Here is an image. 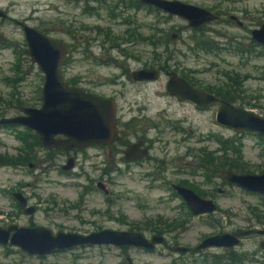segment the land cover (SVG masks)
<instances>
[{
	"label": "rangeland",
	"instance_id": "374dc122",
	"mask_svg": "<svg viewBox=\"0 0 264 264\" xmlns=\"http://www.w3.org/2000/svg\"><path fill=\"white\" fill-rule=\"evenodd\" d=\"M179 1L215 12L218 18L191 28L186 19L160 10L130 8L133 0H0V10L7 15L0 18V119L17 115V106L41 105L43 74L26 55L21 28L26 23L70 44L61 68L66 81L97 88L114 97L116 104L130 101L146 108L157 124L151 134L159 137L171 160L161 173L152 164L122 162L108 146L62 154L39 144L33 147L28 162L8 163L2 155L15 158L22 154L25 144L18 136L27 137L30 129L1 125L0 227L38 225L53 233L110 228L149 237L151 227L155 223L161 227L159 223L165 221L174 226L163 234L165 242L194 246L214 233L264 226V222L258 223L264 216L263 196L223 184L218 171L213 173V167L199 162L201 150L220 156L217 139H231L242 145L240 162L245 172H264V136L235 133L217 125V105L202 111L191 102L167 96L164 74L142 85L119 77L125 69L141 68L159 56L164 69L205 87L220 88L230 80L239 81L244 101L249 103L236 105L264 116V46L250 40L251 30L264 23V0ZM195 41L217 49L200 50ZM159 119L181 129L176 131ZM69 157L74 167L62 170ZM181 181L201 197L211 198L216 210L192 215L171 186ZM99 182L109 190L107 196L97 188ZM14 192L25 197L26 207H33V213L22 211ZM263 238L257 234L244 237L229 250L245 253L246 264H263L264 250L259 245ZM229 250L210 248L196 255L171 253L164 245H156L152 251L93 245L38 255L0 243V264H128L126 255L134 264H204L212 253Z\"/></svg>",
	"mask_w": 264,
	"mask_h": 264
},
{
	"label": "water",
	"instance_id": "95a60500",
	"mask_svg": "<svg viewBox=\"0 0 264 264\" xmlns=\"http://www.w3.org/2000/svg\"><path fill=\"white\" fill-rule=\"evenodd\" d=\"M139 1L166 14L186 19L191 28L218 18L208 9L179 0ZM6 16V13L0 10V18H6ZM21 28L26 44V55L43 74L41 105L39 107L17 106L18 114L1 118L0 126L17 124L34 131L39 144L48 150L70 151L91 145L109 144L115 129L114 101L85 91L78 86H70L65 80L61 68L70 52L67 42L53 38L26 23H21ZM251 35L257 44L264 45V23L259 28H253ZM166 75L168 79L165 91L168 95L191 101L198 110L202 111L217 105L215 112L217 125L231 129L235 133L249 131L264 136V116L193 86L175 71H167ZM131 76L135 81H155L160 76V70L143 67L134 70ZM143 151L144 153L138 154L137 146L129 145L125 151L126 158L144 157L147 151L145 149ZM73 166V159L68 158L61 169L68 171ZM218 175L227 185H234L245 191L264 196V172L248 173L221 169ZM97 187L107 193L102 183H99ZM173 188L192 215L208 214L216 210V204L212 199L201 197L192 189L179 184H173ZM13 197L23 212L33 213L34 208L26 207V199L20 192H14ZM252 234L264 235V226L214 233L205 236L192 247L168 244L166 248L175 254H185L189 251L198 254L209 248L231 249L236 247L242 238ZM0 243L18 246L28 254L45 255L55 250L93 245L134 247L152 251L156 245L165 243V237L159 234L146 237L138 231L110 228H103L88 234L62 230L53 233L44 226L27 227L10 224L0 227ZM259 245L264 250V239ZM125 258L128 264H134L129 255Z\"/></svg>",
	"mask_w": 264,
	"mask_h": 264
},
{
	"label": "flooded vegetation",
	"instance_id": "af4514ba",
	"mask_svg": "<svg viewBox=\"0 0 264 264\" xmlns=\"http://www.w3.org/2000/svg\"><path fill=\"white\" fill-rule=\"evenodd\" d=\"M198 27H201V25L198 26ZM198 27H196V28H198ZM250 40H253L252 35H251ZM68 45H69V47H71L70 44H68ZM261 46H264V45H261ZM143 67H146V68H158L160 70V74H164L166 77H167L166 72L167 71H171L170 69H164V68H161V67H158V66H151V64H147L146 66H143ZM143 67H141V68H143ZM138 69H140V68H138ZM138 69H134V70H138ZM134 70L125 69L123 72H121L119 77L122 78V79H125L130 84H135V85H137V84H141V85L142 84H149V83L153 82V81H146V80H144V81H135V80H133L132 76H131V73ZM172 71H174V70H172ZM178 75L182 76L179 73H178ZM167 79H168V77H167ZM167 79H166V81H167ZM186 80H188V79H186ZM70 86H78V87L84 89L85 91L94 93V94H96V95H98L100 97H103V98L112 99L114 101V106H115V129H114V135H113L112 140L110 141L109 144H97V145H91V146H108V147H111L112 149L116 150V152L120 155V160L122 162H125V163L129 164V165L130 164L142 165L144 163H147V164H150V165L152 164V165H154L156 170H158V171L161 170V173L168 169L167 166L171 163V160H169L166 157L165 150H162V148H161V146L159 144V142H160L159 141V137H154L151 134L152 130H155L157 128V124L153 120V116H151V115H149L147 113V109L146 108L137 107V104L132 103L130 101H123L122 104H116L115 98L112 97L111 95H107L106 96L105 94H103L104 92L98 90L97 88L85 87V86H82L78 82H76V83L74 82V84H71ZM165 86H166V83H165ZM195 87H197V86H195ZM165 93H166V91H165ZM167 96H169L171 98H174L176 100H181V99H178L175 96H170L168 94H167ZM181 101H188V100H181ZM188 102H191V101H188ZM192 104L194 105V103H192ZM159 121L165 122V124L167 126L169 125V122H170V121H165V120H162V119H159ZM172 125L174 126V129L176 131L181 129V127L179 125H177L176 123H171L169 126H172ZM133 144L137 146L138 154L144 153L143 149H145L147 151V155H145L144 157H139V158H126L125 151H126V149L128 148L129 145H133ZM56 150L58 151V153L60 152L62 154H68V152H69V151H63V150H58V149H56ZM155 151L156 152H160L161 155L156 154ZM69 158H72V157H69ZM73 162H74V160H73ZM74 164H75V162H74ZM218 172H219V170H218ZM261 173H263V172H261ZM151 175H153V174H149V176H151ZM218 177H219V175H218ZM221 182H222V180H221ZM99 183H101V182H99ZM99 183H97V185ZM177 184L185 186V187L190 188V189L193 190L192 186H189V185L186 186L185 181H181L180 183H177ZM223 184H225V183H223ZM103 185H104L103 189L105 188L107 190V193H105L104 190H101V191L104 193L105 196H107L108 193H109V190L107 189L105 184H103ZM225 185H227V184H225ZM171 186L173 188V184H171ZM227 186H234V185H227ZM219 191L220 192H224L225 190L224 189H221V190L219 189ZM256 194H258V193H256ZM100 229H103V228H100ZM100 229H98V230H100ZM248 229H250V228H248ZM98 230H95V231H98ZM234 231H236V230H234ZM234 231H232V232H234ZM88 233H90V232H87V233L84 232L82 234H88ZM163 245L166 247V245H168V243L165 242ZM190 247H192V246H190ZM216 249H223V248H216ZM223 250H229V249H223ZM188 253L196 254V253H193L191 251H189V252H187L185 254H188Z\"/></svg>",
	"mask_w": 264,
	"mask_h": 264
},
{
	"label": "trees",
	"instance_id": "16d2710c",
	"mask_svg": "<svg viewBox=\"0 0 264 264\" xmlns=\"http://www.w3.org/2000/svg\"><path fill=\"white\" fill-rule=\"evenodd\" d=\"M126 6L127 4L125 3L123 7H126ZM143 6H147L148 10L154 9L155 11H159L158 9L150 5L143 4L139 0H133V2L131 3L129 7L139 9ZM194 43L197 44L200 50H204L207 52H211L213 51V49H217L215 46L209 43H203L202 45L200 44V42L195 41ZM154 45H158V42L155 41ZM159 60H160V57L158 56L156 60L153 63H151V66H158V67L163 68L162 65L159 64L158 62ZM181 75L185 77L186 79H188L192 85L197 86L209 93L215 94L219 98L225 99L230 103H234V104H236L237 102L247 103V104L249 103V102L244 101V98L242 96L243 90H241L239 87L240 86L239 81L234 82V80H230V82L225 84L224 87L213 88L210 86L209 87L202 86L199 83H196L195 81L189 79L185 75L183 74ZM68 83L70 85L74 84V82L72 81ZM28 132H29V135L25 138L22 137L21 135L18 136V138L21 139L25 144V147L23 148V153L15 158H9L7 157V155H2V159L5 160V162L26 163L33 158V155H32L33 147L39 146V141L35 133H32L30 130H28ZM217 140L220 145V150H219L221 152L220 156L215 157L214 152H206L204 150H201L200 152L202 155L199 157L200 158L199 162H202L206 166L213 167V173H216L218 170H221V169H228V170L237 171V172L247 171L240 162L241 161L240 154L242 150V145L240 144V142L238 143L235 142L236 143L235 144L234 141L231 139H221L220 138ZM207 177L209 178V176ZM262 222H264V216H261L258 220V223H262ZM159 225H161V227H157L155 223L154 226L151 227L150 230L153 232V234L163 235L167 233L168 231H171L172 229H174L173 224L166 223L165 221L159 223ZM245 259H248L245 253L239 254L238 252H235L234 250H230L227 253L226 252L212 253L210 256L209 262H206L207 258H205L204 264H246L247 262H245Z\"/></svg>",
	"mask_w": 264,
	"mask_h": 264
},
{
	"label": "bare ground",
	"instance_id": "6f19581e",
	"mask_svg": "<svg viewBox=\"0 0 264 264\" xmlns=\"http://www.w3.org/2000/svg\"><path fill=\"white\" fill-rule=\"evenodd\" d=\"M34 185L33 183L31 184V186Z\"/></svg>",
	"mask_w": 264,
	"mask_h": 264
}]
</instances>
